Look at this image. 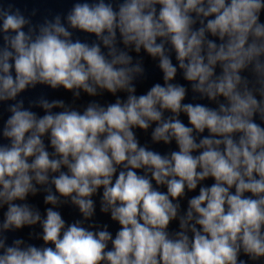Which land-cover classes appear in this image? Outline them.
Wrapping results in <instances>:
<instances>
[{
    "label": "clouds",
    "instance_id": "obj_1",
    "mask_svg": "<svg viewBox=\"0 0 264 264\" xmlns=\"http://www.w3.org/2000/svg\"><path fill=\"white\" fill-rule=\"evenodd\" d=\"M262 13L264 0H84L63 18L37 25L19 8L0 4V102L13 101L0 129V139L9 141L0 143V209L6 206L0 264H246L238 259L241 251L264 261V126L255 120L264 123ZM73 30L96 40L73 39ZM142 49L158 58L164 83L136 95L134 82L145 70L129 53ZM178 69L194 94L217 107L182 103L187 89L172 82ZM38 84L63 86L77 98L81 89L127 98L106 107L92 102L81 114L41 97L32 102L46 113L38 117L18 99ZM153 124L152 141L175 140L178 151L161 155L139 145L133 129ZM205 130L209 135L197 143ZM49 133L52 152L44 141ZM208 178L215 182L200 187L180 215L185 190ZM101 188V212L120 225L115 238L107 225L98 231L82 221L66 227L54 207L70 201L87 221ZM41 191L53 206L46 218L17 203ZM176 219L180 231L170 235ZM37 224L45 246L19 238L7 243V233Z\"/></svg>",
    "mask_w": 264,
    "mask_h": 264
}]
</instances>
